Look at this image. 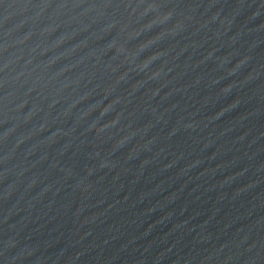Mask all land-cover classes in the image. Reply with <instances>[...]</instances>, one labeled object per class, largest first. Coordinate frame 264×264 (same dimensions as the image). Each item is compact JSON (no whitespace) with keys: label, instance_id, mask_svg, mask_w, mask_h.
Instances as JSON below:
<instances>
[{"label":"water","instance_id":"water-1","mask_svg":"<svg viewBox=\"0 0 264 264\" xmlns=\"http://www.w3.org/2000/svg\"><path fill=\"white\" fill-rule=\"evenodd\" d=\"M0 264H264V0H0Z\"/></svg>","mask_w":264,"mask_h":264}]
</instances>
